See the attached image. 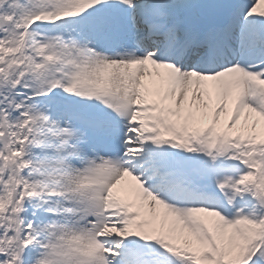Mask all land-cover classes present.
<instances>
[{"label": "snow or ice", "instance_id": "6c2138e0", "mask_svg": "<svg viewBox=\"0 0 264 264\" xmlns=\"http://www.w3.org/2000/svg\"><path fill=\"white\" fill-rule=\"evenodd\" d=\"M0 264H264V0H0Z\"/></svg>", "mask_w": 264, "mask_h": 264}]
</instances>
